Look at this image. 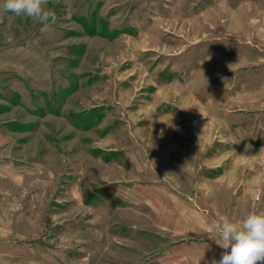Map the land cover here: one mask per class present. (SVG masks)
Listing matches in <instances>:
<instances>
[{
  "label": "rangeland",
  "instance_id": "374dc122",
  "mask_svg": "<svg viewBox=\"0 0 264 264\" xmlns=\"http://www.w3.org/2000/svg\"><path fill=\"white\" fill-rule=\"evenodd\" d=\"M4 4L0 264H163L183 242L159 228L172 193L215 216L222 177L264 212V156L226 142L249 133L232 116L249 105V0H50L48 27ZM201 132L205 159L190 141L171 162V135Z\"/></svg>",
  "mask_w": 264,
  "mask_h": 264
},
{
  "label": "crops",
  "instance_id": "0c3cea01",
  "mask_svg": "<svg viewBox=\"0 0 264 264\" xmlns=\"http://www.w3.org/2000/svg\"><path fill=\"white\" fill-rule=\"evenodd\" d=\"M230 35L238 36L234 32H231ZM195 45H198V42H195ZM247 85H249V105L235 108L232 116L240 118L246 115V119L249 120V133L245 134V140L239 139L237 136L226 142L235 143L236 150H239L237 148L246 142L247 152L253 148L261 151L264 149V0H249V83ZM222 87L225 86L222 85ZM170 138L174 144L167 148L176 153V156L174 155L170 159L173 163L180 162L182 158H189L184 153L188 152L190 141L198 142L197 155L204 158L206 142L210 140L202 132L197 135L186 133L171 135ZM179 141L185 144H179ZM6 142L4 136L0 135V145ZM199 152L201 153L199 154ZM257 155L263 157L264 152ZM216 186L211 190L210 200L218 206L214 210L215 216L207 215L208 213L205 215L201 212H208V210L198 209L200 213L192 209V205L189 203V199L192 198L186 197L181 189L178 188L176 192L172 193L170 202L165 204L167 209L162 217L164 227L159 226V228L171 231L172 235L181 236L183 242L161 250L155 257L158 261L163 264H211L213 258L217 261L221 259L225 250L214 240L216 238L214 230L206 226L217 222L221 216H227L235 221L241 220L249 214V181L222 177ZM198 192H202L201 189H198ZM152 260L154 259H150V262Z\"/></svg>",
  "mask_w": 264,
  "mask_h": 264
},
{
  "label": "clouds",
  "instance_id": "9594fccd",
  "mask_svg": "<svg viewBox=\"0 0 264 264\" xmlns=\"http://www.w3.org/2000/svg\"><path fill=\"white\" fill-rule=\"evenodd\" d=\"M49 2L50 0H5L4 8L16 16L33 18L48 27L49 22L55 24L57 20L55 11L47 7ZM55 2L58 3L59 0ZM8 40L10 42L11 37ZM168 176L166 174L164 180ZM206 227L214 230V240L225 250L221 259L217 261L213 258L211 264H264V212H252L235 221L221 216L217 222Z\"/></svg>",
  "mask_w": 264,
  "mask_h": 264
}]
</instances>
